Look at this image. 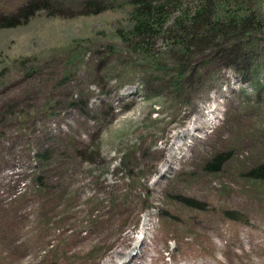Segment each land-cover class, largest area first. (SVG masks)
Returning <instances> with one entry per match:
<instances>
[{"label": "rangeland", "instance_id": "374dc122", "mask_svg": "<svg viewBox=\"0 0 264 264\" xmlns=\"http://www.w3.org/2000/svg\"><path fill=\"white\" fill-rule=\"evenodd\" d=\"M82 1L38 0L0 27V264H264V180L245 175L264 153V39L248 79L161 36L167 68L150 72L118 32L130 3ZM240 4L264 21V0L225 7Z\"/></svg>", "mask_w": 264, "mask_h": 264}, {"label": "trees", "instance_id": "16d2710c", "mask_svg": "<svg viewBox=\"0 0 264 264\" xmlns=\"http://www.w3.org/2000/svg\"><path fill=\"white\" fill-rule=\"evenodd\" d=\"M127 2L131 6L128 13L130 23L126 29L119 28L118 32L123 43L128 44L130 39L133 48L147 60L150 72L154 69L167 68L157 60L153 48V38L161 36L169 41L170 49L177 57L186 55L191 58L206 47L212 53L216 52V57L218 54L223 56L221 60H217V63L235 65L248 79L249 75L243 69L252 67L249 59L255 56V48L259 46L258 39H264V21L260 20L254 11L244 9L241 4L230 9L228 6L225 7L226 0H195V4L189 5L179 0H127ZM82 3L85 6H91L95 12L109 5L102 0H83ZM38 6L41 7L38 0H25L14 6L13 10L7 13L1 12L0 27L18 25L27 16L37 11ZM254 44L258 46H255L253 51ZM179 69H181L180 66L177 70ZM130 71L125 75V77L129 75L127 79L133 74L132 72L136 71V67L131 68ZM143 72L145 73V70ZM68 73L69 71H65L64 77ZM181 74V72L176 74L179 79ZM173 84L175 87L178 81L175 80ZM49 102H43L48 114L53 112ZM30 112H19V119L24 120ZM44 153L45 151L41 154L44 155ZM41 154L36 155L41 156ZM224 157L223 151L214 153L212 157L204 161V169L218 171ZM245 175L250 180H264V153L247 168ZM173 196L177 200L180 199L178 193ZM181 202L189 207H202L198 200L187 195L182 197ZM226 214L233 218L239 215L229 210H226ZM161 216L165 218L162 214Z\"/></svg>", "mask_w": 264, "mask_h": 264}]
</instances>
